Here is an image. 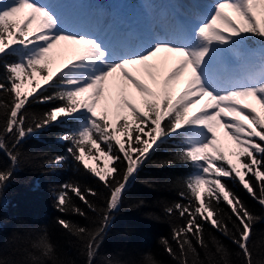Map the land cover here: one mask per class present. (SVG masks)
Segmentation results:
<instances>
[{
	"label": "snow or ice",
	"instance_id": "obj_1",
	"mask_svg": "<svg viewBox=\"0 0 264 264\" xmlns=\"http://www.w3.org/2000/svg\"><path fill=\"white\" fill-rule=\"evenodd\" d=\"M182 8L150 44L117 54L95 33L67 27L49 0H0V154L7 158L0 194L36 159L48 172L69 165L96 178L106 190L98 203L89 197L100 193L79 183L53 191L58 212L85 220L54 221L83 264H160L151 252L114 262L100 249L130 183L165 145L175 151L156 166L191 171L179 199L163 207L172 224L170 239L159 240L163 251L175 264H233L220 241L213 237V251L204 240L210 225L236 246L240 264H264L250 247L264 220V0H189ZM33 102L51 106L29 116ZM53 128L61 129L54 139L67 145L65 155L21 152ZM218 131L234 146V161ZM96 153L108 162L103 169L89 163ZM226 181L242 186L261 215ZM30 233L29 248L12 249L23 254L0 264H77L47 228Z\"/></svg>",
	"mask_w": 264,
	"mask_h": 264
},
{
	"label": "trees",
	"instance_id": "obj_2",
	"mask_svg": "<svg viewBox=\"0 0 264 264\" xmlns=\"http://www.w3.org/2000/svg\"><path fill=\"white\" fill-rule=\"evenodd\" d=\"M99 10L107 12L102 6ZM108 23L110 22L105 24ZM50 106L33 102L27 113L29 116L33 113H42ZM60 131L61 129L53 128L26 140L21 145V152L47 153L49 156L65 155L67 145L54 139L55 134ZM174 151L175 149L168 145L160 148L130 183L120 210L115 216L114 226L101 246V255H107L114 262L139 261L143 253L151 252L160 264H175L159 245L160 238L170 239L172 226L170 218L163 212V207L179 199L177 194L181 189L182 180L191 170L179 163L171 167L156 166L169 159ZM0 163L7 164V158L2 154ZM39 164L40 159H36L22 165L19 171L14 172L7 187L0 194V259H18L23 253L13 252L12 249L29 248L30 241L34 239V234L30 233V230L44 227L47 228L52 242L58 243L67 253V258L77 261V264H83V258L67 244V237L62 229L54 227V221L57 217H62L83 225L85 220L79 216H65L58 212L54 207L53 191L66 182L79 183L82 189L91 188L100 193L97 198L89 197L93 203H98L104 199L106 190L91 174L75 166L65 165L52 173L40 168ZM145 182L152 186L148 187ZM226 182L254 215H261L260 206L242 186L231 181ZM256 191L258 193L259 189ZM139 201H143V204L134 207L133 205ZM76 203L84 207L79 200H76ZM221 207L225 212H230L223 204ZM213 237L229 250V258L233 264H240L242 258L235 255L239 250L232 241L212 229L210 225H206L204 240L214 251ZM250 247L257 258L264 257V220L255 224ZM197 251L203 258V251L199 247ZM97 264H101L99 258Z\"/></svg>",
	"mask_w": 264,
	"mask_h": 264
},
{
	"label": "rangeland",
	"instance_id": "obj_3",
	"mask_svg": "<svg viewBox=\"0 0 264 264\" xmlns=\"http://www.w3.org/2000/svg\"><path fill=\"white\" fill-rule=\"evenodd\" d=\"M49 3L60 9L59 16L67 27L95 33L117 54L124 52L115 46L117 42L128 46L125 51L150 44L163 32L168 18L181 13L182 5L187 4L184 0H49ZM101 6L107 11L106 13H103L104 10L103 12L99 10ZM107 22L110 23L105 25L104 23ZM118 22L122 23L125 32H117ZM150 32L156 36H151ZM121 37L123 42H120ZM61 62V59L57 60V64ZM218 135L225 155H228L229 148L234 146L222 135V131H218ZM228 158L235 160L231 155H228ZM89 163L103 169L108 162L97 153L96 159L89 160Z\"/></svg>",
	"mask_w": 264,
	"mask_h": 264
},
{
	"label": "bare ground",
	"instance_id": "obj_4",
	"mask_svg": "<svg viewBox=\"0 0 264 264\" xmlns=\"http://www.w3.org/2000/svg\"><path fill=\"white\" fill-rule=\"evenodd\" d=\"M186 3H188L189 2V0H184ZM50 8L55 12V13H57V14H61V11H60V9L59 8H57V6L56 5H50ZM169 19V18H168ZM126 21V20H125ZM116 29H117V32L118 33H122V32H125V30L126 29H124V26L122 25V23H120V22H118L117 24H116ZM150 35L151 36H156L153 32H150ZM151 39H153V38H151ZM147 40H149V38H147ZM120 42H123L122 41V37H121V41ZM115 46H118V48H119V50L120 51H125L126 49H128V46H126V45H124L123 43H116L115 44Z\"/></svg>",
	"mask_w": 264,
	"mask_h": 264
}]
</instances>
